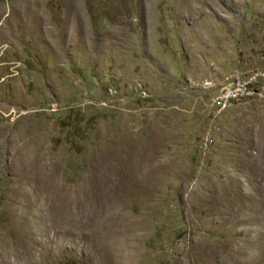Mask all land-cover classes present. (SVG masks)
Wrapping results in <instances>:
<instances>
[{
	"label": "rangeland",
	"instance_id": "374dc122",
	"mask_svg": "<svg viewBox=\"0 0 264 264\" xmlns=\"http://www.w3.org/2000/svg\"><path fill=\"white\" fill-rule=\"evenodd\" d=\"M264 0H0V264H264V100L210 98Z\"/></svg>",
	"mask_w": 264,
	"mask_h": 264
},
{
	"label": "built area",
	"instance_id": "2783aa9c",
	"mask_svg": "<svg viewBox=\"0 0 264 264\" xmlns=\"http://www.w3.org/2000/svg\"><path fill=\"white\" fill-rule=\"evenodd\" d=\"M252 99L264 100V50L253 68L231 70L210 98L209 105L220 112L232 103Z\"/></svg>",
	"mask_w": 264,
	"mask_h": 264
}]
</instances>
